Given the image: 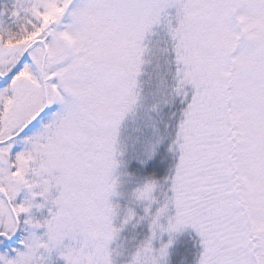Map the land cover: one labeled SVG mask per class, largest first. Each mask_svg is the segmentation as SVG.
Instances as JSON below:
<instances>
[{"label": "snow or ice", "instance_id": "6c2138e0", "mask_svg": "<svg viewBox=\"0 0 264 264\" xmlns=\"http://www.w3.org/2000/svg\"><path fill=\"white\" fill-rule=\"evenodd\" d=\"M0 264H264V0H0Z\"/></svg>", "mask_w": 264, "mask_h": 264}]
</instances>
